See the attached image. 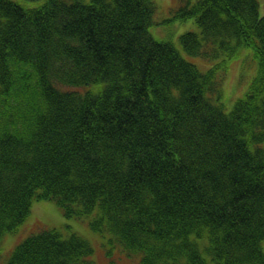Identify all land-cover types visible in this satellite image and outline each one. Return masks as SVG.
I'll return each mask as SVG.
<instances>
[{
	"label": "trees",
	"instance_id": "16d2710c",
	"mask_svg": "<svg viewBox=\"0 0 264 264\" xmlns=\"http://www.w3.org/2000/svg\"><path fill=\"white\" fill-rule=\"evenodd\" d=\"M156 10L0 0V239L54 200L140 264H264L259 1L182 0L174 18L199 27L182 47L206 70L155 36ZM246 63L257 72L226 111L222 77ZM63 234L32 232L5 264H95Z\"/></svg>",
	"mask_w": 264,
	"mask_h": 264
},
{
	"label": "rangeland",
	"instance_id": "374dc122",
	"mask_svg": "<svg viewBox=\"0 0 264 264\" xmlns=\"http://www.w3.org/2000/svg\"><path fill=\"white\" fill-rule=\"evenodd\" d=\"M155 1L157 3L155 20L158 23L153 27L155 36L172 40L184 57L193 60L201 69L206 70L212 66L216 61L189 55L182 47L180 35L189 30H199L195 18L185 20L174 18L173 14L182 0ZM195 1L196 0H192V2ZM258 1L260 4V14L263 15L264 0ZM161 33L163 35H161ZM192 58H197L199 60ZM233 66L235 69V71H233L234 73H232V69H230L222 77V91L224 92L223 102L226 111H229L233 107L237 98L245 94L257 72V64L255 70L248 63L245 64L244 68H239L238 66L235 68L234 64ZM32 211L33 212L29 214L16 231L5 233L0 239V264H5L8 261L17 244L24 240L29 234L40 228L47 227L62 229L66 235L70 234V232H77L78 235L89 241L94 249L91 257L95 261V264H109L110 250L114 251V258L117 264H140V255L129 257L124 254L120 245L115 243L113 246L110 243L107 234L100 233L91 228L89 218H67L63 213L62 207L54 200H36L33 202ZM66 235L64 236L66 237ZM181 264H184V262H181ZM210 264L216 263L210 262Z\"/></svg>",
	"mask_w": 264,
	"mask_h": 264
}]
</instances>
